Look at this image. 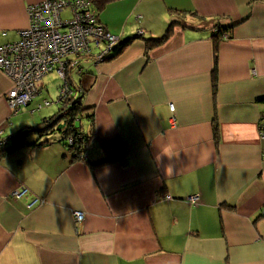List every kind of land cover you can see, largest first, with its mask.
Here are the masks:
<instances>
[{
	"label": "crops",
	"instance_id": "crops-1",
	"mask_svg": "<svg viewBox=\"0 0 264 264\" xmlns=\"http://www.w3.org/2000/svg\"><path fill=\"white\" fill-rule=\"evenodd\" d=\"M37 1L0 0V45L18 39ZM92 1L132 40L112 58H83L77 82L68 74L83 90L75 125L92 133L81 158L59 130L31 131L0 156V264H264V0ZM214 23L232 25L215 93ZM54 73L12 113L0 68V148L56 112L44 104Z\"/></svg>",
	"mask_w": 264,
	"mask_h": 264
},
{
	"label": "built area",
	"instance_id": "built-area-1",
	"mask_svg": "<svg viewBox=\"0 0 264 264\" xmlns=\"http://www.w3.org/2000/svg\"><path fill=\"white\" fill-rule=\"evenodd\" d=\"M66 9L69 13L62 16ZM26 11L28 23L18 31V39L0 45V68L12 80V86L6 92L12 113L33 99L38 92V82L50 72L61 78L59 101L70 92L69 71H82L81 60L86 57L95 63L106 59L118 41V36L99 21L92 0H40L28 4ZM102 42L105 46L100 49ZM49 103L44 100L45 105ZM169 109L172 111L174 105L170 103ZM26 192L27 188L22 186L13 189L11 195L16 199ZM41 200L34 197L27 206ZM187 200L195 204L198 195H189ZM82 216L81 211H74L76 220H81Z\"/></svg>",
	"mask_w": 264,
	"mask_h": 264
},
{
	"label": "trees",
	"instance_id": "trees-1",
	"mask_svg": "<svg viewBox=\"0 0 264 264\" xmlns=\"http://www.w3.org/2000/svg\"><path fill=\"white\" fill-rule=\"evenodd\" d=\"M102 2L106 0H101ZM97 9V8H96ZM98 14V13H97ZM175 20H171L167 25L164 33L159 37L146 38L145 45L146 48L154 46L161 41L165 40L172 29ZM232 29L231 26H223L218 23H214L210 27L211 38L213 41V68L211 71V82L213 93H215L216 82H217V45L221 38L225 36H229L230 31ZM141 33V32H140ZM139 33V34H140ZM132 38H126L124 40H119L115 43L112 49L108 52L106 59L112 58L119 53L131 42ZM93 62L94 60L91 59ZM95 63V62H94ZM83 66V65H82ZM75 70V69H74ZM72 71V70H71ZM69 71V72H71ZM79 78L81 79V75L86 72L85 67H83L82 71H77ZM88 72V71H87ZM68 87L70 92L67 93L60 101V108L52 115L47 118H44L43 121L37 125L24 126L19 129L15 135L12 137L11 142L6 144L5 146L0 148V156L8 154L18 147L22 146L25 143L26 135L31 131L42 132L43 134H47L50 132H54L56 130L63 132V144L65 145L67 151L70 153L72 158H81L84 155V151L87 143L92 138V133L85 134L78 125H75L76 120H78L79 114L83 111V95L82 91H80L79 87L76 88L70 81V76H67ZM87 116H90L87 115ZM213 130V138L215 142L218 139V128L216 122L212 124ZM71 138V141H68Z\"/></svg>",
	"mask_w": 264,
	"mask_h": 264
},
{
	"label": "rangeland",
	"instance_id": "rangeland-1",
	"mask_svg": "<svg viewBox=\"0 0 264 264\" xmlns=\"http://www.w3.org/2000/svg\"><path fill=\"white\" fill-rule=\"evenodd\" d=\"M69 13V11H68V9H66V10H64L63 12H62V16H66L67 14ZM140 31V30H139ZM105 46V43H101L100 44V49H102L103 47ZM103 60H106V59H103ZM103 60H100V61H103ZM99 61V62H100ZM50 73H54V72H50ZM73 73H74V77H75V81L77 82V80H78V73L75 71V70H73ZM55 74V73H54ZM56 75V74H55ZM55 75H49L48 77H47V82H48V84H47V86H48V91L47 90H45V92H46V95H47V99L49 100V101H51V104H49V106H51L53 109L54 108H56L55 110L57 111V109H58V107L60 106L57 102V95H58V91H59V88H60V85L58 84V82L60 81V77L59 78H57V76H55ZM58 85H59V87H58ZM69 93V92H68ZM67 94V93H66ZM65 94V95H66ZM64 97V96H63ZM62 97V98H63ZM76 123V122H75ZM56 133H58V132H56Z\"/></svg>",
	"mask_w": 264,
	"mask_h": 264
},
{
	"label": "clouds",
	"instance_id": "clouds-1",
	"mask_svg": "<svg viewBox=\"0 0 264 264\" xmlns=\"http://www.w3.org/2000/svg\"><path fill=\"white\" fill-rule=\"evenodd\" d=\"M138 33H140L139 31H138ZM119 39V38H118Z\"/></svg>",
	"mask_w": 264,
	"mask_h": 264
}]
</instances>
